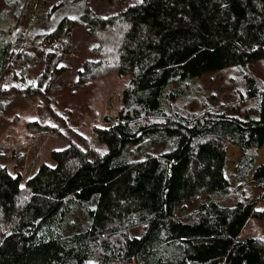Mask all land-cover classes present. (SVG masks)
I'll list each match as a JSON object with an SVG mask.
<instances>
[{"label": "trees", "instance_id": "1", "mask_svg": "<svg viewBox=\"0 0 264 264\" xmlns=\"http://www.w3.org/2000/svg\"><path fill=\"white\" fill-rule=\"evenodd\" d=\"M120 1L102 15L80 0L78 17L38 41L24 36L43 45L28 95L48 94L65 70L76 25L92 46L75 86L111 75L119 86L114 109L92 127L95 145L69 140L23 186L0 147V264H264V234L245 231L248 220L264 218L256 208L264 160L254 167L264 142V72L249 67L264 69V0ZM11 33L0 31V85L12 67L24 62L25 72L38 57ZM218 71L229 102L200 82ZM226 142L240 149L232 182ZM200 194L177 218V203Z\"/></svg>", "mask_w": 264, "mask_h": 264}, {"label": "rangeland", "instance_id": "2", "mask_svg": "<svg viewBox=\"0 0 264 264\" xmlns=\"http://www.w3.org/2000/svg\"><path fill=\"white\" fill-rule=\"evenodd\" d=\"M120 2V0H88V5L93 11L105 15L120 10ZM16 5L23 14L19 18L15 16ZM53 5L56 6L49 12ZM81 11L80 0H13L11 4L0 0V31L3 33L12 31L11 34L15 38L23 35L27 39L33 38L35 42L47 30L54 28L59 20L65 17L76 18ZM26 38L25 42L21 43L22 46L25 45L27 50H34V54L38 57L25 72H23V68L26 67L24 62L12 67L4 73L0 85L1 92L5 90L0 95V102L4 105L0 115V147L4 153L1 161L7 164L14 174L21 176L22 186L36 173L41 163H51L52 150L64 148L69 140L80 143L84 139H89L91 145H95L92 127L101 122L110 109H114L115 102L111 95L119 86V80L112 75L102 76L88 86H75L76 71L88 58V49L92 46V41L84 29L76 25L71 34L69 52L64 55L61 62L65 70L57 77L48 94L28 95L26 89L36 84L42 69L37 46L43 45L37 42L28 44ZM14 47L17 49L16 45ZM45 48H47L46 44ZM249 67L258 74L264 72L263 66L257 61ZM200 82L206 90L216 94V99L224 102L231 100L228 84L220 71L204 75ZM32 121L55 127L56 131L44 130V133H41L39 128L31 123ZM224 146L227 154L224 174L227 180L232 182L240 149L228 142ZM263 160L264 142L256 151L254 167ZM204 196L205 194H200L185 201L189 203L196 201V203L193 207L187 205L184 212L179 208L185 202H178L176 217L185 218ZM256 208L264 209V198L259 200ZM247 230L254 236L263 235L264 218L253 217L248 220L245 231ZM131 232L138 235L139 229L134 228Z\"/></svg>", "mask_w": 264, "mask_h": 264}]
</instances>
